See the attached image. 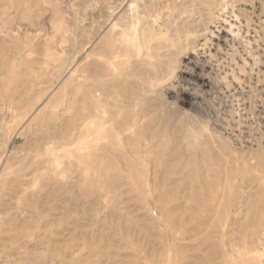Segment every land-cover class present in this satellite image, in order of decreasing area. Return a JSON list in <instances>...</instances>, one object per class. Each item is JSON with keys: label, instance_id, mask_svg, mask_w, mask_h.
<instances>
[{"label": "bare ground", "instance_id": "bare-ground-1", "mask_svg": "<svg viewBox=\"0 0 264 264\" xmlns=\"http://www.w3.org/2000/svg\"><path fill=\"white\" fill-rule=\"evenodd\" d=\"M94 3L98 21L92 14L88 35L94 48L82 74L70 73L34 117L40 124L52 110L51 136L31 164L43 162L44 171L24 196L40 197L37 189L46 186L53 194L62 184L58 180L76 166L95 168L114 182H264L262 0H168L163 12H153L150 1L89 0ZM118 9L124 13L114 20ZM70 95L75 99L60 111L58 102ZM5 153L6 141L0 144V163ZM121 165L125 172L118 173ZM150 166L168 173L149 175ZM178 167L183 172L175 175ZM10 171L7 166L6 189L28 185L22 172ZM258 237L254 232L251 245ZM249 243L230 264L263 263L264 251L254 253ZM66 254L52 261L63 263Z\"/></svg>", "mask_w": 264, "mask_h": 264}, {"label": "rangeland", "instance_id": "rangeland-1", "mask_svg": "<svg viewBox=\"0 0 264 264\" xmlns=\"http://www.w3.org/2000/svg\"><path fill=\"white\" fill-rule=\"evenodd\" d=\"M145 1L151 2L153 12L165 11L168 2ZM95 3L0 0V144L6 141L7 153L0 163V264H230L231 256L240 257L237 252L245 242L254 253L263 252L264 182H114L95 168L76 166L58 180L62 184L53 194L46 186L37 189L40 197L24 196L44 171L43 162L31 164L51 136L52 110L45 111L40 124L34 117L70 73L78 69L82 74L94 48L89 36L91 15L98 18ZM121 11L109 16L118 20ZM74 99L70 95L64 104L60 99V111ZM66 118L70 116H61L57 124L63 126ZM29 125L31 133L26 132ZM9 159L10 172H22L27 186L6 189ZM117 169L125 172L123 165ZM147 172L168 173L153 166ZM182 172L178 167L172 173ZM214 206L217 212H212ZM254 232L259 237L251 245ZM60 254L66 260L53 262Z\"/></svg>", "mask_w": 264, "mask_h": 264}]
</instances>
